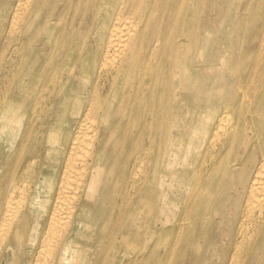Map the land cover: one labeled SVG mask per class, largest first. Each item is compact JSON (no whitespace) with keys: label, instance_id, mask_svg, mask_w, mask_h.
Masks as SVG:
<instances>
[{"label":"bare ground","instance_id":"1","mask_svg":"<svg viewBox=\"0 0 264 264\" xmlns=\"http://www.w3.org/2000/svg\"><path fill=\"white\" fill-rule=\"evenodd\" d=\"M156 1L0 0V264H150L184 202L226 199L222 260L263 264L264 0L241 42Z\"/></svg>","mask_w":264,"mask_h":264},{"label":"rangeland","instance_id":"2","mask_svg":"<svg viewBox=\"0 0 264 264\" xmlns=\"http://www.w3.org/2000/svg\"><path fill=\"white\" fill-rule=\"evenodd\" d=\"M246 1L203 0L205 5L203 11L207 7V13H210L211 17L215 15H212V12L218 11L220 13L218 14L219 21L215 22L212 28L222 37L229 34V36H236L237 40L241 42L244 36ZM189 2L190 0H182L181 2V6L184 4L186 8L185 16H191L187 10ZM161 4H164L165 8L160 10L158 7ZM172 4L173 0H157L151 6L150 11L155 12L158 8L159 15L165 16L166 11H170ZM46 7V11L51 9L50 5ZM200 20H203V13ZM242 140L245 143L243 150L246 151L249 142L253 140V136L246 132ZM223 183L224 181L220 183L219 187ZM190 202L189 200L184 202V206L189 203V212L181 213L183 217H186V226L180 233L173 231L171 228L177 226L181 215L179 214L176 219L172 217L167 227L163 228L164 241H159L152 248L150 260L153 262L150 264H231L232 260L222 259L225 256V245L229 240V230L233 229L235 225L239 226L243 200H214L208 201L206 205L204 204L205 200ZM237 202L239 203L238 207L235 206ZM236 213H238V222L235 217ZM233 231L235 232L236 229ZM258 261L264 264V260Z\"/></svg>","mask_w":264,"mask_h":264}]
</instances>
